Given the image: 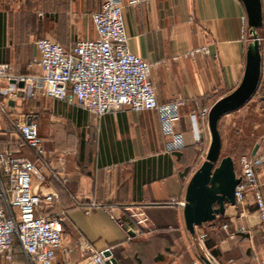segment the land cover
I'll return each mask as SVG.
<instances>
[{
    "label": "crops",
    "instance_id": "1",
    "mask_svg": "<svg viewBox=\"0 0 264 264\" xmlns=\"http://www.w3.org/2000/svg\"><path fill=\"white\" fill-rule=\"evenodd\" d=\"M104 1L0 0V64H9L18 75L36 72L29 64L38 54L37 39L48 37L69 49L77 39L96 37L91 15ZM121 1L130 49L153 63L151 80L160 108H123L97 116L67 101L34 95L29 83L2 81L0 152L11 149L47 162L46 178L35 179L33 187L41 196L58 194L46 211L64 216L58 264H83L77 248L81 238L96 248L112 247L119 264V257L136 258L131 264H206L193 248L183 213L188 183L211 141L209 126L201 122L198 142L192 110L211 107L241 82L253 39L247 12L241 0ZM258 34L264 36V25ZM203 44L209 53L185 55ZM176 100L185 104L168 125L162 117ZM27 121L38 124L47 149L42 158L11 129ZM257 151L260 146L250 155ZM256 172L264 195V164ZM3 180L9 183L7 176ZM131 211H144L150 227L129 232L139 228ZM206 230L207 255L216 264H260L264 258L252 190L244 204L227 205L224 215L197 227V232ZM15 250V264H27L19 244ZM0 264L11 263L0 256Z\"/></svg>",
    "mask_w": 264,
    "mask_h": 264
},
{
    "label": "built area",
    "instance_id": "2",
    "mask_svg": "<svg viewBox=\"0 0 264 264\" xmlns=\"http://www.w3.org/2000/svg\"><path fill=\"white\" fill-rule=\"evenodd\" d=\"M143 1L145 0H134L136 3ZM262 9L264 13V0ZM39 15L42 16L43 13L40 12ZM91 16L96 37L77 39L69 49L51 38L41 37L35 42L38 54L29 64L30 67H37L38 71L18 75L12 72L9 64H0V83H29L34 95L42 94L64 100L97 116L123 108L137 112L159 109L151 80L153 63L130 49L122 1L105 0L101 8ZM259 38L264 52V36ZM209 51L208 45L203 44L189 49L185 55L193 57ZM184 104L183 100L172 102L162 117L163 122L170 125L178 118L176 111ZM210 109L211 107H203L192 110L198 142L203 139L200 123L209 126ZM11 129L21 135L39 158L46 155L47 149L36 122H16ZM262 147V152L257 151L240 158L242 173L238 174L241 181L236 187V200L237 204H244L247 192L253 191L264 232V195L256 172V166L264 164V137ZM53 162L48 164L53 166ZM46 163L19 156L11 149L0 152V256L11 264H15L16 241L27 264H58L56 253L64 241V216L46 212L58 200V194L41 196L33 187L35 179L46 178L43 172ZM4 176L8 177V184L3 180ZM129 216L139 227L128 228L132 234L141 232L142 227H150L149 218L144 211H131ZM112 218L121 225L124 224L114 215ZM227 227L224 225V228ZM132 234L129 233L128 239H131ZM208 237L207 230L197 232L194 236L200 257L205 255L209 258L207 252H204L207 250ZM77 248L82 255L83 264H116L112 247L96 248L91 242L81 238ZM72 251L74 250L69 249V252ZM260 264H264V258Z\"/></svg>",
    "mask_w": 264,
    "mask_h": 264
},
{
    "label": "water",
    "instance_id": "3",
    "mask_svg": "<svg viewBox=\"0 0 264 264\" xmlns=\"http://www.w3.org/2000/svg\"><path fill=\"white\" fill-rule=\"evenodd\" d=\"M241 1L247 12L253 39L247 48L241 82L233 91L218 99L209 112L210 146L205 161L188 183L183 209L186 228L193 237L197 233L198 226L224 215L227 205L237 204L236 187L241 177L238 176L233 157L231 155L222 157V135L219 123L224 115L243 107L256 94L262 79L264 62V52L258 34V29L264 25L262 0ZM24 84V82L19 83L20 86ZM201 258L206 264H216L205 255H201ZM114 261L119 264L116 258Z\"/></svg>",
    "mask_w": 264,
    "mask_h": 264
},
{
    "label": "rangeland",
    "instance_id": "4",
    "mask_svg": "<svg viewBox=\"0 0 264 264\" xmlns=\"http://www.w3.org/2000/svg\"><path fill=\"white\" fill-rule=\"evenodd\" d=\"M262 97H264V76L256 94L238 111L224 115L219 123L223 145L222 157L227 155L233 157L238 174L242 173L241 156L250 155L256 146H260V151H263L264 98ZM194 247L199 254L197 245H193ZM119 259L122 264H131V260L136 261V258L130 260L119 257Z\"/></svg>",
    "mask_w": 264,
    "mask_h": 264
},
{
    "label": "trees",
    "instance_id": "5",
    "mask_svg": "<svg viewBox=\"0 0 264 264\" xmlns=\"http://www.w3.org/2000/svg\"><path fill=\"white\" fill-rule=\"evenodd\" d=\"M16 245H18L19 243L16 241V243H15Z\"/></svg>",
    "mask_w": 264,
    "mask_h": 264
}]
</instances>
